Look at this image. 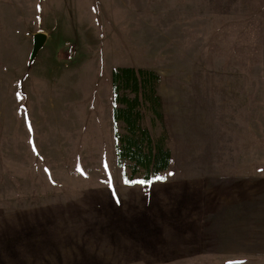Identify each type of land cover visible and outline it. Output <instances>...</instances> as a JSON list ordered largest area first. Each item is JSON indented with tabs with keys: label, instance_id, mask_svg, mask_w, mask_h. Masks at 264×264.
I'll use <instances>...</instances> for the list:
<instances>
[{
	"label": "rangeland",
	"instance_id": "obj_1",
	"mask_svg": "<svg viewBox=\"0 0 264 264\" xmlns=\"http://www.w3.org/2000/svg\"><path fill=\"white\" fill-rule=\"evenodd\" d=\"M9 6L0 264H264V0H25L19 23ZM120 67L160 77L163 119L141 124L171 163L148 184L116 165Z\"/></svg>",
	"mask_w": 264,
	"mask_h": 264
},
{
	"label": "trees",
	"instance_id": "obj_2",
	"mask_svg": "<svg viewBox=\"0 0 264 264\" xmlns=\"http://www.w3.org/2000/svg\"><path fill=\"white\" fill-rule=\"evenodd\" d=\"M159 78L154 71L132 67H120L111 73V119L115 128L122 125L121 132H114L115 159L119 168L129 169L125 181L151 183L171 163L165 133L153 139L141 124L143 108L154 118L163 119L161 99L156 93Z\"/></svg>",
	"mask_w": 264,
	"mask_h": 264
},
{
	"label": "crops",
	"instance_id": "obj_3",
	"mask_svg": "<svg viewBox=\"0 0 264 264\" xmlns=\"http://www.w3.org/2000/svg\"><path fill=\"white\" fill-rule=\"evenodd\" d=\"M8 1V2H7ZM55 1V0H54ZM58 2H62V0H56ZM9 2H12L14 4L13 7H15V11L11 12V16L15 19L14 22L19 23V22H25V12H24V4H25V0H0V8H6V7H10L9 6ZM38 6V5H37ZM4 15V12H2ZM64 16V15H62ZM61 16V17H62ZM1 17V16H0ZM4 23H6V20L3 21ZM9 23V21L7 22Z\"/></svg>",
	"mask_w": 264,
	"mask_h": 264
},
{
	"label": "water",
	"instance_id": "obj_4",
	"mask_svg": "<svg viewBox=\"0 0 264 264\" xmlns=\"http://www.w3.org/2000/svg\"><path fill=\"white\" fill-rule=\"evenodd\" d=\"M42 41H43L42 35L41 34L37 35L34 43V52H36V50L40 47Z\"/></svg>",
	"mask_w": 264,
	"mask_h": 264
},
{
	"label": "snow or ice",
	"instance_id": "obj_5",
	"mask_svg": "<svg viewBox=\"0 0 264 264\" xmlns=\"http://www.w3.org/2000/svg\"><path fill=\"white\" fill-rule=\"evenodd\" d=\"M125 183H139V184H145L146 181L140 180V181H131V182H130V181L126 180Z\"/></svg>",
	"mask_w": 264,
	"mask_h": 264
}]
</instances>
